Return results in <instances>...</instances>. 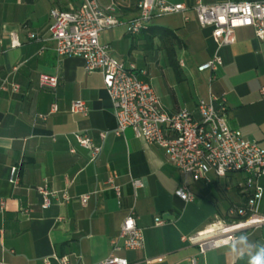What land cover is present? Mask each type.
Returning a JSON list of instances; mask_svg holds the SVG:
<instances>
[{
    "label": "crops",
    "instance_id": "obj_1",
    "mask_svg": "<svg viewBox=\"0 0 264 264\" xmlns=\"http://www.w3.org/2000/svg\"><path fill=\"white\" fill-rule=\"evenodd\" d=\"M101 7L116 5L122 22L100 32L99 42L108 44L111 54L132 62L144 70L140 78L148 82L167 112L185 108L198 116L196 102L209 93L223 95L226 120L240 134L264 149V38L252 27L235 30V40L217 47L210 27H201L189 12V20L180 15L155 18L147 30L136 35L126 32L125 23L136 15L135 0H98ZM192 5L195 0H171ZM218 2L264 0H200ZM78 0H0V264H91L107 257L110 241L117 237L123 218L129 211L142 229L141 249L119 250L114 254L128 264H243L235 261L228 247L198 252L197 245L181 239L203 229L216 218L229 219L228 209L246 203L250 192L242 181L234 186L221 185L224 176L208 172L194 180L183 176L168 159L163 148L147 144L131 128L116 135L111 101L99 71L87 73L83 60L76 56H58L48 40L49 11L72 10ZM11 33L20 45L11 47ZM151 49L158 65L162 58L173 73L151 75L132 55L134 49ZM155 54V55H154ZM214 54L222 59L214 79L197 66ZM157 58V59H156ZM171 63H175L176 69ZM42 73L56 75L54 90L39 85ZM19 86L13 92L11 84ZM83 101L88 113L71 112L73 101ZM51 103L56 111L49 113ZM45 115V118H41ZM100 132H106L102 139ZM74 133L87 135L102 145L93 161L90 151L81 147ZM73 148L74 152L70 149ZM17 165L20 183H8L9 168ZM120 187V198L106 183L110 175ZM142 185L134 187L132 180ZM46 182L50 189L65 190L43 208L36 187ZM185 184L193 194L184 201L175 191ZM258 210L264 212V177ZM91 193L85 205L79 196ZM159 216L165 223L155 225ZM251 241L264 244V225L245 230Z\"/></svg>",
    "mask_w": 264,
    "mask_h": 264
},
{
    "label": "built area",
    "instance_id": "obj_2",
    "mask_svg": "<svg viewBox=\"0 0 264 264\" xmlns=\"http://www.w3.org/2000/svg\"><path fill=\"white\" fill-rule=\"evenodd\" d=\"M135 7L136 15L125 23L129 35L147 30L151 22L161 16L180 15L184 22L188 21L189 12H192L199 26L212 29L211 35L217 47L233 43L235 30L241 27H252L258 38H264V1L218 2L208 5L195 0L192 5H187L185 2L171 0H135ZM49 19L48 40L52 41L55 53L58 56L80 57L87 73L99 71L102 74L115 118L116 135L131 128L134 135L147 144L163 148L178 171L183 176H192L194 180L205 178L210 171L219 177L241 171L246 174L243 188L250 192L249 198L245 204L228 209L231 221L216 218L203 229L182 235L183 241L197 245L198 252L203 254L209 249L228 246L241 229L264 225V212L258 210L263 192L259 179L264 177V149L255 141L244 138L228 124L223 95L210 92L207 98H199L196 102L197 117L185 108L167 112L152 86L140 78L146 72L138 70L132 62L114 57L109 45L99 42L103 29L122 23L116 16L114 3L101 7L98 0H78L76 9H50ZM10 36L11 47L19 46L15 33ZM221 64V57L214 54L199 64L197 70L208 71L210 79H214ZM39 85L54 90L58 78L56 75L42 73L39 75ZM0 89L7 90L4 80L0 81ZM10 89L16 92L19 86L13 83ZM260 92L264 97V86ZM56 109V104L51 103L49 113ZM70 111L86 115L88 107L83 101L77 100L71 103ZM41 118L44 119L45 115ZM105 134L99 133L102 139ZM74 137L81 147L90 151V160H95L102 145L94 144L85 134L74 133ZM70 151L74 152V149ZM114 178L113 174L110 175L106 183L119 201L120 187L114 183ZM7 181L13 186L20 183L17 165L10 166ZM132 185L141 186L142 181L134 179ZM35 189L42 199L43 208L48 207L51 198L58 194L62 201L69 199L65 190L59 192L50 189L46 182ZM90 194L79 196L82 205H85ZM175 194L184 201L193 199V194L185 184ZM3 208L4 200L0 199V209ZM154 223L162 225L165 221L157 216ZM143 246V232L131 210L123 218L117 237L110 241V254L91 264H128L126 259L114 252L141 249ZM59 262L68 264L65 257L60 258ZM196 262L195 256L189 258L190 264Z\"/></svg>",
    "mask_w": 264,
    "mask_h": 264
},
{
    "label": "clouds",
    "instance_id": "obj_3",
    "mask_svg": "<svg viewBox=\"0 0 264 264\" xmlns=\"http://www.w3.org/2000/svg\"><path fill=\"white\" fill-rule=\"evenodd\" d=\"M227 247L235 261L243 264H264V244L251 241L243 229Z\"/></svg>",
    "mask_w": 264,
    "mask_h": 264
},
{
    "label": "rangeland",
    "instance_id": "obj_4",
    "mask_svg": "<svg viewBox=\"0 0 264 264\" xmlns=\"http://www.w3.org/2000/svg\"><path fill=\"white\" fill-rule=\"evenodd\" d=\"M152 50L149 49H145V48H142V49H134L132 50V55L134 56V58L136 57V61L141 65L143 66L144 68H147L148 70L150 69V73L151 75H157L159 77L162 76V73H161V70L163 71L164 74H166V72L168 71V73H173L171 68L165 64L162 60V58L160 57V59H158V65H156V60L152 59L153 56H152ZM155 55V54H154ZM157 59V58H156ZM234 173H229L227 174V178L224 179V180H221V185L223 187V185L226 183L228 186H232V185H236L237 182L239 181H242V177H243V174L240 175H236V178H233ZM227 221H231V218L229 219H225Z\"/></svg>",
    "mask_w": 264,
    "mask_h": 264
},
{
    "label": "trees",
    "instance_id": "obj_5",
    "mask_svg": "<svg viewBox=\"0 0 264 264\" xmlns=\"http://www.w3.org/2000/svg\"><path fill=\"white\" fill-rule=\"evenodd\" d=\"M143 31H145V30H143ZM171 64H172V66H174V70H177L176 66H175L176 64L175 63H171Z\"/></svg>",
    "mask_w": 264,
    "mask_h": 264
},
{
    "label": "water",
    "instance_id": "obj_6",
    "mask_svg": "<svg viewBox=\"0 0 264 264\" xmlns=\"http://www.w3.org/2000/svg\"><path fill=\"white\" fill-rule=\"evenodd\" d=\"M244 230H246V229H244Z\"/></svg>",
    "mask_w": 264,
    "mask_h": 264
}]
</instances>
